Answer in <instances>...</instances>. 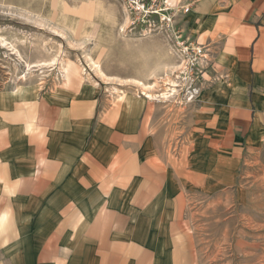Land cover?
<instances>
[{"label": "rangeland", "instance_id": "obj_1", "mask_svg": "<svg viewBox=\"0 0 264 264\" xmlns=\"http://www.w3.org/2000/svg\"><path fill=\"white\" fill-rule=\"evenodd\" d=\"M195 7L184 0H0V145L14 148L16 164L30 158L28 143L10 130L21 111L49 141V189L31 184H44L35 182L42 158L35 154L27 175L33 181L21 194L7 192V202L21 198L7 209L20 215L23 243L26 234L35 242L49 234L69 208L94 215L103 197L89 186L78 201L80 178L127 170L130 153L134 172L148 169L143 163L156 152L165 169L157 178L174 189L163 191V208L157 199L141 201L153 204L160 230L179 235L177 244L166 235L158 240L163 249L143 264H264V140H217L224 126L215 83L222 76ZM67 65L75 69L68 80ZM134 104L141 113L129 153L118 135L124 128L115 125ZM125 194L104 196L125 211ZM81 253L69 264H79Z\"/></svg>", "mask_w": 264, "mask_h": 264}, {"label": "crops", "instance_id": "obj_2", "mask_svg": "<svg viewBox=\"0 0 264 264\" xmlns=\"http://www.w3.org/2000/svg\"><path fill=\"white\" fill-rule=\"evenodd\" d=\"M184 4L186 7L195 4L196 11L202 16L205 45L216 50L220 66L222 77L215 83V91L223 105L224 129L217 140L223 146L229 145V134L238 143L264 140V0H184ZM132 107L135 108L130 114L123 110L115 125L124 128L118 135L122 139L125 136L129 153L136 146L132 137L137 133L141 113L138 104ZM20 116L22 119L11 125L10 130L21 141L28 143V161L12 162L10 154L14 148L6 149L5 144L0 145V264H69L71 257L80 254L81 250L83 256L79 264H143L150 260L151 254L163 249V243L158 241H162L163 236L166 235L172 244H177L178 232L166 227L164 231L160 230L159 216H150L154 210L150 203L157 199V207L163 208V191L168 194L174 189V186H161L157 178L165 169L163 164L155 162L156 152L154 157L149 156L150 160L143 163L148 165V169L134 172L132 166L137 156L130 153L126 161L130 168L127 170L118 171L116 168L108 172L102 169L92 175V181L80 178L76 195L78 201L85 200L89 186H94V193L98 191L103 197L94 201L98 204L94 205L97 215L94 213L87 218L81 210L70 212L69 208L60 212L54 222L58 224L49 230V234H40L37 242L27 237L33 233L26 234L23 243L20 215L15 217L7 209L9 204L15 205L16 200V205L20 206L21 198L7 202V192L16 193L14 190H17L21 194L22 186H27V181H33L27 175L32 173L31 160L35 164V154L42 155L34 169L35 182L44 184L40 187L38 182V185L34 181L31 184L38 186L37 190L42 192L49 189L48 156L43 159L49 153V141L44 135L35 133L27 120L24 121L26 116L28 118L25 111H21ZM147 144H150L149 137ZM17 166L25 173H18ZM123 192L125 197L130 196L125 211L122 210V202L119 205L117 199L112 201V198L104 196L113 193L117 197ZM145 199L150 200L149 205L141 201ZM32 203L35 200L29 205ZM105 211L110 220L103 222L102 213ZM169 224L172 225V222ZM151 249L155 250L154 253ZM43 251H46V258L39 260L38 255L45 254H42ZM176 263L178 261L174 260L173 264Z\"/></svg>", "mask_w": 264, "mask_h": 264}, {"label": "bare ground", "instance_id": "obj_3", "mask_svg": "<svg viewBox=\"0 0 264 264\" xmlns=\"http://www.w3.org/2000/svg\"><path fill=\"white\" fill-rule=\"evenodd\" d=\"M109 20V19H108ZM71 65V64H70ZM72 66V65H71ZM75 69L73 68V67H70V66H68L67 65V67L65 68V75L64 76H66V79L68 80L69 79V77H70V75L72 74V73H75V71H74ZM145 95V94H144ZM148 95V94H147Z\"/></svg>", "mask_w": 264, "mask_h": 264}]
</instances>
